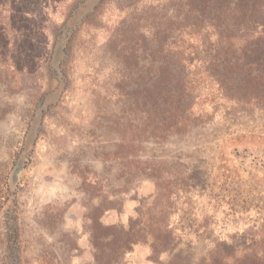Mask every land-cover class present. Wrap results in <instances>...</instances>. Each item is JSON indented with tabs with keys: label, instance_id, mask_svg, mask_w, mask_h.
Segmentation results:
<instances>
[{
	"label": "rangeland",
	"instance_id": "obj_1",
	"mask_svg": "<svg viewBox=\"0 0 264 264\" xmlns=\"http://www.w3.org/2000/svg\"><path fill=\"white\" fill-rule=\"evenodd\" d=\"M71 3L0 0V264H264L262 102L224 72L186 125L148 102L185 59L223 66L211 30L182 0H103L54 61Z\"/></svg>",
	"mask_w": 264,
	"mask_h": 264
},
{
	"label": "trees",
	"instance_id": "obj_2",
	"mask_svg": "<svg viewBox=\"0 0 264 264\" xmlns=\"http://www.w3.org/2000/svg\"><path fill=\"white\" fill-rule=\"evenodd\" d=\"M102 1L72 0L66 10L65 16L68 20L65 19L63 36L58 41L59 47L53 55L54 61H56L57 55L62 52L60 48L64 45L66 31L83 16L85 18L82 23L90 24L100 9ZM182 1L186 2L185 6L188 8L184 18L190 22H201V27L207 25L212 35L215 36V48L212 50L213 61H222L223 66L210 64L204 68V65L197 63L194 67L197 74L194 79H190L191 66L186 63L185 59L181 63L183 65L177 67L183 75L181 80L162 73L161 80L157 79L153 82L155 89L151 91L152 96L149 98V104L153 102V106L158 103L166 106L170 118L174 117L173 109L175 107L181 108L179 112L183 116V125H186L194 116L193 107L197 101L193 82H198L201 77L209 73L224 72L226 73L225 79L219 83V87L225 93L228 94V87L231 84L232 86L236 85L234 90H246L254 101L262 102L261 106L264 107V0ZM75 9L76 13H73ZM159 48L165 51L163 45ZM174 48L175 46L169 45L167 53H172ZM150 51L145 49L143 54ZM138 53L139 51L133 48V60L138 59ZM151 53L156 54L154 51ZM172 68L168 67L164 72L171 75ZM199 69L201 70L199 71ZM233 73L237 74L239 79L233 80Z\"/></svg>",
	"mask_w": 264,
	"mask_h": 264
}]
</instances>
